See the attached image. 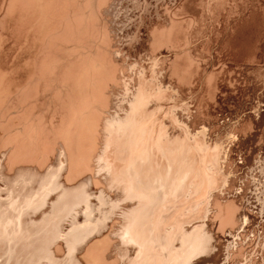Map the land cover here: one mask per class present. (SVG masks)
<instances>
[{"label":"bare ground","instance_id":"bare-ground-1","mask_svg":"<svg viewBox=\"0 0 264 264\" xmlns=\"http://www.w3.org/2000/svg\"><path fill=\"white\" fill-rule=\"evenodd\" d=\"M263 247L264 0H0V264Z\"/></svg>","mask_w":264,"mask_h":264},{"label":"rangeland","instance_id":"rangeland-1","mask_svg":"<svg viewBox=\"0 0 264 264\" xmlns=\"http://www.w3.org/2000/svg\"><path fill=\"white\" fill-rule=\"evenodd\" d=\"M257 249H258V248H257ZM257 249H256V250H257ZM256 250H255V253L253 252V253L251 254V256H249V257H250L249 259H251L252 261L258 259L259 261H261V262H259V264H264V262H263V261H264V247L261 248L260 250L258 249V251H256ZM261 250H262V251H261ZM260 251H261V252H260ZM256 252H257L258 254H257ZM252 256H253V257H252ZM256 256H257V258L255 259ZM260 258H261V259H260ZM249 259H248V260H249ZM248 260H246V261H248ZM251 260H249V261H251ZM246 261H245V262H241L240 264H245V263L247 264ZM249 261H248V262H249ZM252 261H251V264H254ZM248 264H249V263H248Z\"/></svg>","mask_w":264,"mask_h":264}]
</instances>
